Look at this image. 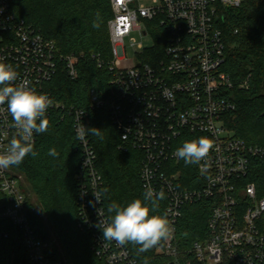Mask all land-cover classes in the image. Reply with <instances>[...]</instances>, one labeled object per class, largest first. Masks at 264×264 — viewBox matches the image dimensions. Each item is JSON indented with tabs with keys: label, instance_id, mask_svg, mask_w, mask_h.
I'll use <instances>...</instances> for the list:
<instances>
[{
	"label": "built area",
	"instance_id": "built-area-1",
	"mask_svg": "<svg viewBox=\"0 0 264 264\" xmlns=\"http://www.w3.org/2000/svg\"><path fill=\"white\" fill-rule=\"evenodd\" d=\"M110 1L111 56L89 57L106 68L110 80L107 89L90 90L89 107L83 108L57 101L49 88L62 70L77 80L80 57L60 54L54 41L15 14L10 0H0V62L18 72L16 84L28 80L53 101L47 118L59 112L62 120H73L82 152L80 228L92 233L93 250L107 264H136L125 245L104 239L97 226L108 220L103 180L89 133L79 137L90 125L91 112L107 110L120 133V149L143 154V189L150 185L168 197L173 231L159 250L169 264H264V147L249 144L225 124L237 105L230 94L234 84L223 71L226 45L219 21L225 10L239 9L245 0ZM133 33L152 36L155 47L138 45L141 51L130 62L125 44ZM158 45L164 50L155 64ZM247 87L248 82L241 85ZM12 125L6 105L0 106V153L18 136ZM200 137L209 138L213 147L187 182L182 169L175 170L182 163L175 151ZM39 138L34 133V144ZM25 183L16 166L0 169V264H70L43 236L35 220L41 209L29 202ZM93 193L100 194L99 203ZM203 200L213 205L208 237L182 252L177 223L187 205Z\"/></svg>",
	"mask_w": 264,
	"mask_h": 264
},
{
	"label": "trees",
	"instance_id": "trees-1",
	"mask_svg": "<svg viewBox=\"0 0 264 264\" xmlns=\"http://www.w3.org/2000/svg\"><path fill=\"white\" fill-rule=\"evenodd\" d=\"M12 9L20 18L34 26L47 39L56 43L60 54L80 57L79 78L72 80L61 71L49 85L55 99L66 105L88 108L89 92L95 88L105 90L110 76L105 67L99 68L89 59L91 54L104 60L111 56L109 22L113 18L110 0H10ZM97 13L102 19L99 28L93 27ZM219 27L226 45V59L223 71L231 78L234 88L230 91L237 108L225 117L227 128L249 144L264 147V0H245L239 9H227L221 16ZM164 45L155 51V64L163 56ZM84 57L82 58V56ZM148 61L151 62L150 59ZM244 82L249 87L241 88ZM47 132L39 133L34 150L39 154L28 155L16 166L24 175L33 193L40 213L35 220L43 236L50 237L52 230L58 237L70 264H107L93 250L94 238L87 229L79 226L80 193L82 181L79 178L82 152L74 130L72 118L64 120L60 113L49 118ZM88 128L101 129L102 137L89 133L97 153V168L103 180L102 206L109 218L108 205L116 202L127 205L136 198L143 199L145 190L141 180L143 154L138 151L125 152L120 149V133L113 125L107 110L91 112ZM55 148L58 155H48ZM182 169L184 178L190 182L196 174L195 164L182 163L175 170ZM191 186L190 183H186ZM105 189L107 191H105ZM28 194V192H27ZM29 202L35 203L28 195ZM168 197L159 201L158 209L152 214L166 216ZM212 202L203 200L187 205L183 217L177 223V245L187 252L197 241L208 237V224L212 213ZM157 246L143 253L138 245L125 246L136 264H169L170 260Z\"/></svg>",
	"mask_w": 264,
	"mask_h": 264
},
{
	"label": "clouds",
	"instance_id": "clouds-1",
	"mask_svg": "<svg viewBox=\"0 0 264 264\" xmlns=\"http://www.w3.org/2000/svg\"><path fill=\"white\" fill-rule=\"evenodd\" d=\"M101 22L100 14L97 13L93 27L99 28ZM18 75L12 65L0 62V106L6 105L7 112L13 121L12 126L18 130V136H13L7 150L0 153V169L19 166L28 155L37 156L39 153L34 150V133H45L49 127L46 112L53 101L47 95L40 94L30 87L28 80H22L16 84ZM88 132L103 138L101 129L85 126L79 133V137L83 139ZM212 147L213 144L209 138L200 137L184 142L183 146L175 151V156L182 159L186 165L198 164L206 159ZM48 155L56 157L58 153L55 148H50ZM93 194L96 202L99 203L100 194ZM164 198L163 190L157 193L150 185H147L143 199L136 198L125 206L112 202L107 208L110 214L108 220L97 225L102 231V236L121 246L128 243L138 245L140 253L157 246L173 231L166 216L152 214L158 209L159 201ZM89 203L95 207V203L92 201Z\"/></svg>",
	"mask_w": 264,
	"mask_h": 264
},
{
	"label": "rangeland",
	"instance_id": "rangeland-1",
	"mask_svg": "<svg viewBox=\"0 0 264 264\" xmlns=\"http://www.w3.org/2000/svg\"><path fill=\"white\" fill-rule=\"evenodd\" d=\"M140 44H143L145 49H151V47L153 46L155 47V40L152 36L143 37L139 33H133L132 36L128 37L126 39L125 45L127 50V56L130 62H132L135 59V57L137 56V52L141 51V49L138 46ZM25 190L28 192V195L31 197L33 202L37 204L36 198L33 193H30V189L27 183H25ZM49 232L51 237L50 239L53 240V242L55 243L61 254L65 257V252L60 244L58 237L52 230H50Z\"/></svg>",
	"mask_w": 264,
	"mask_h": 264
}]
</instances>
